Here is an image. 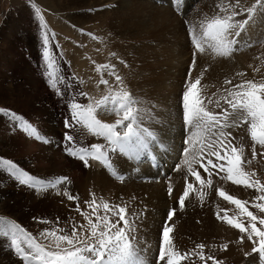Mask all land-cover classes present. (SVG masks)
Masks as SVG:
<instances>
[{
	"label": "snow or ice",
	"instance_id": "1",
	"mask_svg": "<svg viewBox=\"0 0 264 264\" xmlns=\"http://www.w3.org/2000/svg\"><path fill=\"white\" fill-rule=\"evenodd\" d=\"M33 7L35 8V5ZM215 7L218 9L216 14L206 17L199 23V36L196 35L195 25L189 27V34L196 51L193 52L188 79L182 94L183 121L186 129L182 156L183 166L194 181L188 182L185 178V186L178 198V206L179 210L183 211L186 200L193 192L203 206L207 196L204 189L211 188L214 174L235 185L255 190L258 194L250 202L230 195L220 188L217 195L234 205L238 209V215H228L227 210L221 215V210L217 206L216 218L239 230L241 233L239 243L244 242L246 234L253 247L251 253L245 255L258 254V264H264V215H258L250 210L254 208L264 214V181L259 178L255 170L247 171L245 168V165H250L257 158L256 146L259 145L264 149V79L260 81L248 79L236 84H233L231 79H226L224 84L231 87L223 88L219 96L216 92L211 96L201 94L203 72L194 81L192 80L197 53L210 50L217 56L228 57L239 50L237 45L251 46L242 42L240 38L250 27L255 26L258 18L264 19V0H255L250 5L246 0H219ZM35 13L41 21L42 58L48 69L46 75L49 84L57 90L58 95L63 96L65 93L59 90L58 80L52 71L55 65L50 51V36L55 34L48 31L40 9L35 8ZM96 71L101 74L99 84L108 86V93L99 99H94L84 91L78 90L75 94L69 92L70 119L66 117L64 121L65 128L68 129L63 138L64 150L68 155L82 161L85 167L90 166V160L102 163L106 168L112 169L110 175L123 182L125 176L114 168L110 153L118 151L131 158H139L149 150L150 145L158 141V137L145 126V120L152 119L150 110L142 108V98L135 96L125 87L124 78L118 73L117 66L110 62L98 64ZM255 71L258 72L259 69ZM105 72L114 78L115 84H110L109 79L104 78ZM236 75L243 76L245 73ZM74 79L77 83H83L79 78L74 77ZM71 87L72 85H69V89ZM79 97H84L89 102L81 103ZM0 113L10 117L15 128L45 143L50 142L42 137L22 115L2 107ZM98 113L115 114L118 118L114 122H105L98 117ZM241 125H248L249 135L253 141L251 159L245 158L243 145L237 147L233 143L235 137L232 136L231 131H228ZM78 128L81 132L74 135ZM189 129L194 131L189 133L187 131ZM85 132L102 137L107 143L87 146L80 144L78 136ZM160 146L163 147L162 144ZM259 155L264 156V151ZM197 165L199 168L196 167ZM180 168L181 165L178 164L175 170L179 171ZM0 169H5L19 183L36 189L38 193L47 192L49 189L55 190L61 184L65 185L64 195L68 200L77 201L75 211L86 221V223L73 222L67 229L46 228L38 235H33L15 221L0 216V238H5L9 250L21 260L22 264H150L146 249L140 246L136 235L137 221L142 213H129L127 204L110 203L103 198L98 200L95 192H90L91 199L84 202L88 210H82L79 196L72 195L67 190V185L71 183L67 176H60L47 183L41 182L37 187V184L33 183L34 178L9 159L0 157ZM200 169L207 174V179L201 175ZM220 173L225 175L220 176ZM170 180L169 177L167 186L169 196L174 190ZM196 184L199 185L198 189ZM176 214L177 208H171L167 214L156 264H185L193 257L198 258L202 264H208L209 261L212 264H224L214 255L205 253L204 243H199L188 251L182 252L177 249L173 236L175 224L170 223ZM39 222L52 223L45 219ZM56 224H59V217L56 218ZM220 248L227 250L229 244L223 243Z\"/></svg>",
	"mask_w": 264,
	"mask_h": 264
},
{
	"label": "rangeland",
	"instance_id": "2",
	"mask_svg": "<svg viewBox=\"0 0 264 264\" xmlns=\"http://www.w3.org/2000/svg\"><path fill=\"white\" fill-rule=\"evenodd\" d=\"M136 1H137V5H136L137 8L135 5H131L128 0H0V107L7 110H11L18 115H22L32 126H34L38 130V133L42 137L50 141L49 143H45L43 142V140L37 139L35 136L28 135L25 131L15 128L14 122L11 121V118L0 113V157L13 161L21 169H23V171L26 172L29 176L31 177L34 176L33 183L37 184V187H39L41 182H44L42 180L44 178L48 181H52L53 178L56 179L60 176H67L71 181V183L67 185V190L70 194L79 196V203L82 210H88L87 206L84 203L85 201L82 200V194L88 197L90 192H95L98 200H100V198L101 197L103 198L104 196L103 199L109 201L110 203L124 204L123 202H121L124 193L121 192L115 193L112 190L115 196L121 195V201L116 202L114 200L116 199V197H113V195L109 196V194H111L110 189L104 190L102 188H99V186H96V182L93 180L94 175H92L90 172L91 167L89 166L85 168L83 162L81 163L83 165L82 170L84 171V173H81L80 171H76V170H74L73 173H68L70 167H68L66 156L70 157L72 160L75 159L73 160L75 162L78 160L68 155L67 152H65L64 150L65 145L63 142L64 141L63 138L65 132L68 131V129L65 128L64 121L66 117L70 119L68 102L71 99V96L69 95V92L75 94L78 90L84 91L87 92L89 96L93 97L94 99L101 98L102 92L100 91V88L99 89L97 88L98 90H96L94 87H92L91 89L87 87L88 88L87 90V88L83 85V83L82 84L77 83L74 77L79 78V80H81V76L80 73H78L79 70L75 72L78 69V66H76L75 64L72 65L71 63L67 64V60L68 59L71 60L66 56L67 48L68 47L71 48L70 51H72V47H70L71 44H73V42L77 44L79 43V41H81V43H85V46L88 49V54H90L89 56L91 58H94L95 60L98 59L97 61H101L103 59L102 61H104L106 59L105 57L108 56L109 58L106 59L105 63L110 62L115 65H117V63H120L123 66L122 67L123 72L120 74L121 76L125 74L124 72H127L126 70H128L129 68H130L129 71H131L129 72V75L135 76V74L138 75V72L135 71L136 70L135 66L138 67L142 65V62L139 61V59L140 58L143 59L142 57H144L142 56L143 47L145 45H149L151 47L152 53L151 54L147 53L144 55H146L147 58L151 57L150 59L148 58L149 62L151 61L152 63H155V68L153 70L154 73H152V68H149V71L151 72H148L149 75L152 74L150 76L153 79L155 77V80L150 78V80L154 82H151L152 84L150 83V85L147 87H150L151 89L154 87L153 89H156L158 91V88H160L161 85H163L165 82V77H166L165 72L169 67L168 65L173 55V52L176 51L181 53V51L182 52L184 51L185 53H187L186 59L187 60L189 59L188 61H190L189 63V67H190L192 62L193 52H195L196 50L189 34V27L195 25L196 35L199 36L200 35L199 23L202 20H204L206 17H211L216 14L218 9L215 6L219 2V0H212L210 2H207V0H201V2L199 0H185L183 8L175 9L174 5H171V0H144V1L136 0ZM147 2L149 4H147ZM254 2L255 0L251 1V3ZM150 4L152 5V7H154L155 5V7L157 8L150 7ZM33 5H35V8L40 9V12L42 13L44 18V22H46L47 24L48 31L50 33L55 34L54 36H50V41H51L50 51L52 53V58L55 65L52 71L55 73L56 78L58 80L59 90L65 93L63 96L58 95L57 90L50 86L49 78L46 75L48 69L46 68L45 60L42 58L43 43L41 40V33H40L41 21L36 16L35 8L33 7ZM143 5H145L146 7ZM159 7L163 10L166 9L167 12L171 9V12L173 14L168 15L170 21L169 20H166L165 22L161 21L159 14L161 16L162 13L159 12L161 10ZM121 14L123 16L121 20L122 22L119 20ZM97 15L99 17H97ZM102 15H104L106 18ZM173 15L174 16L176 15L179 18V20L178 18L175 19L174 17H172ZM177 22H180L182 24L183 31L177 32L176 29L173 28L175 27V25H177L175 24ZM78 27L83 28L82 29L84 30L83 37L77 36V34L79 35L80 33H82V32L79 33L81 29ZM255 27H252V29L253 31H256L258 33L259 36L257 35V39L252 40L251 42L249 38L250 32L247 31V33H245V36H243L242 34L241 37L248 38L251 46L248 47V49L246 48L244 50L235 52L234 53L235 56H239L240 53H243L244 51L246 52L247 50H249V48L256 49L264 46V19L258 18ZM69 28L72 31V32L70 31V33L69 30L68 32H66V30ZM79 37L81 38V40ZM83 38L86 39L84 40ZM82 39L84 42L82 41ZM122 39H124L125 41L124 40L122 41ZM183 39L185 42L184 43L183 41L180 42ZM104 40L105 42H103ZM110 41L114 45L111 43L113 46L108 47L107 43L110 44ZM94 43H96L97 45H92ZM101 43L103 44L101 45ZM182 45H184L185 47ZM137 47L138 49L140 47L142 48L140 49V51H138V49L136 51ZM174 47H176L175 51H174ZM113 48L117 52H115ZM262 51L263 50H260L259 51L260 53H258L255 50L253 56L254 57L258 56L260 57L259 60H263L261 59V56L263 54ZM112 52L115 53L116 55L114 56L111 55ZM154 52L157 53L156 55L157 57L155 56L156 53ZM207 58L212 60H214L215 58L216 60L222 61L224 63V61H226L228 57H224V58L221 56L218 57L217 55L213 54L210 50H206L204 53H197L196 62L197 60L205 61ZM238 59H241V57ZM121 61H123L124 63H121ZM256 63H258V61ZM143 65L146 66V63L144 62ZM197 66L198 63H196V67ZM131 68H133L134 70H131ZM196 70L197 69H194L192 71L193 81L200 75L198 72L195 73ZM203 70L207 72V70H209V66L208 65L205 66ZM223 71H225V66H223ZM188 72H189V68H187V70L185 71V75L180 77L181 79L179 78V80L181 81V85H180L181 90L179 92H181L182 94L183 91L185 90V82L188 79ZM144 73L145 72H143V74ZM244 73L246 74V71ZM61 77L63 78L61 79ZM261 78L264 79V75H260L258 78H256V81H258L257 79H261ZM65 79H66V83L64 82ZM127 80L124 79L125 87L128 90H130L132 89V87H130L131 86L130 81ZM174 84H175L174 88L177 89L176 87H178V83H174ZM69 85H72L71 89H69ZM143 85L145 88L146 87L145 80L143 81ZM151 85L154 86L152 87ZM201 85L202 88L207 87L208 85V83H206L205 75L201 80ZM97 86L99 87L98 82H97ZM64 90H66V92ZM92 90L99 92L98 94H94L92 93L93 92ZM104 94L105 93H103V95ZM182 94L180 97L181 108H182ZM173 101L174 98L171 100V103H173ZM79 102L88 103L89 101L84 97H79ZM157 102H159V100H157ZM46 103L48 104V107L50 109L56 107L55 115L57 117H55L52 114V112H50V109H48ZM217 111H219V109H217ZM182 116H183V111H182ZM47 124L48 126H46ZM43 126L45 127V129H43ZM243 126L244 125H241L240 127H238V129H242ZM50 127H52V129ZM230 130L231 129H228V131ZM50 131L52 132L56 131L57 134L51 135L52 132L49 134ZM80 132L81 129L78 128L76 129V133L73 134L75 135ZM85 133L84 136L85 138H87V145H92L93 143L96 142V139L100 144L107 143V141L104 138L96 137L94 135L88 133L85 134ZM102 139L104 141H102ZM94 140L95 142H93ZM78 141L79 143H83L84 139H81V137L78 136ZM155 146H154V150L157 149V146L156 148ZM118 154L124 156L123 162H130V158L129 156H126V154L120 152L118 153V151L112 152L113 160H115L113 163L115 169H116L117 161H116V157L114 158V156H117ZM38 156L41 157L38 158ZM165 156H167V154ZM117 167L119 169L121 168L118 165V163H117ZM160 169H162V167H160ZM111 171L112 170H109L107 168L106 172L108 176L110 175ZM32 173L35 175H33ZM127 173H130V171H127ZM1 174L3 175V178L6 176L9 177L10 175L5 169H0V175ZM40 174H42L43 176ZM124 176L126 177V173L124 174ZM109 177L110 178L112 177L113 179L120 181L115 177H113L112 175H110ZM90 179L92 180V183L90 182ZM150 179L151 178L149 179L146 178L145 181L149 180V182H151ZM4 185L5 184H3V182L1 183L0 181V188H3ZM59 186L55 190H57V192L61 193L63 196L58 194L56 195V197H54L55 200L53 198L49 199L48 204H39L38 205L39 207H37V205L34 204L24 205L27 208V210L33 208L30 218L32 222H34L35 225H37L38 227L32 230L33 227L29 228L26 227L27 225L22 224L23 229L26 227L27 231L28 230L30 231L29 233H31V231L32 232L34 231V234L38 235L42 230L46 228L61 227L67 229L70 228L71 223L73 222L84 223L83 220L84 218L78 212L75 211L77 201L68 200L67 196L64 195L65 186L62 187ZM68 186H71L70 189ZM72 186L74 187L73 189ZM31 191H37V190L31 188ZM107 191L108 193L110 192L108 195L105 194L107 193ZM248 191H253L255 195L249 194V196L245 197V199L243 200H248L251 202L258 193H256V191L252 189H248ZM42 193L48 195L53 192L50 193V189H49L47 192L43 191ZM44 194H35V195L38 196ZM249 197L251 198L248 199ZM90 199L91 196H89L86 201ZM221 199L223 198L221 197ZM16 207L19 208L20 206L17 205ZM204 208H196V209H204ZM135 209L134 211L136 213L139 212L142 213V215L140 216L141 219L142 218L145 219L147 216L149 217V215L152 213V211H150V208L147 205L142 206L141 202L139 208H135ZM196 209L195 206L189 207L188 216L191 221L192 220L197 221V226L194 223V226H196L197 229L196 234L199 241V242L197 241V244L204 243L206 245L207 244L206 239L204 238L199 239V236L202 237V231H203L199 228L200 227L199 225L201 222L204 221L205 218L203 219V217L205 214L197 213ZM130 211L131 209H129V213ZM227 212H229V214H232V210L230 208H227ZM256 213L258 215H263L262 213L259 212ZM57 217H59V224H56ZM5 218L10 219L8 216ZM41 219L51 221L52 223L51 224L40 223L39 221ZM165 221L163 222V226L165 224ZM154 224H155L154 227L157 226L159 228L160 224L158 225L157 221L154 222ZM194 226L193 229L189 232L190 234L193 231H195ZM162 228L160 229V232L159 229H157V231L159 232V238L157 239L156 244L154 243V245L152 246V247L156 246L154 247L156 248V253L154 255L152 254V252L151 254H149V251H147L149 247H146L147 258L153 261L152 264H156L157 254L161 242ZM198 230L201 231V234L200 231ZM180 232L181 231H179L178 228L176 227L173 233L174 234L173 236L176 239L174 242L176 245L179 244V246L181 243H184V240L179 237ZM153 234L154 233L152 232L150 236L152 235L154 237L156 233L154 235ZM142 235H145V233H142ZM152 236L151 238L148 236L149 238L145 239L150 245H152L153 243V240H151ZM137 239L139 241L138 236ZM5 246L7 249H9L7 243ZM141 247L144 248V244ZM254 255L255 258H258L257 254L247 255L240 258V260L238 259L239 261L237 260L236 264H251V261L248 260V257L249 256L254 257ZM198 260H199L198 258L193 257L191 260L188 261V264H200ZM255 264H257V262Z\"/></svg>",
	"mask_w": 264,
	"mask_h": 264
},
{
	"label": "bare ground",
	"instance_id": "3",
	"mask_svg": "<svg viewBox=\"0 0 264 264\" xmlns=\"http://www.w3.org/2000/svg\"><path fill=\"white\" fill-rule=\"evenodd\" d=\"M128 1L131 5H135V6L137 5L136 0H128ZM199 1L201 2V0H199ZM210 1H212V0H207V2H210ZM251 1H253V0H246V2L248 4H251ZM192 2H194V1H192ZM108 3H111V2H108ZM147 4H149V3L147 2ZM147 4H146V6H147ZM151 4H150V7H152ZM143 6H145V5H143ZM154 7H155V5H154ZM154 7H152V8H154ZM136 8H137V6H136ZM155 8H157V7H155ZM159 12L162 13L161 16L159 14V17H160L162 22L163 21L165 22L166 20L170 21V18L168 17V15L173 14L171 12V9L168 12L166 11V9L165 10L161 9ZM102 16H104V15H102ZM97 17H99V16L97 15ZM122 17L123 16L121 14L120 19H119L120 21L122 20ZM172 17H174L175 19L178 18L176 15L175 16L173 15ZM147 19H149V18H147ZM175 19H173V20H175ZM104 20H106V19H104ZM178 20H179V18H178ZM175 24H177V25H175ZM175 24H174L175 27H173V26L172 27L174 29H176L177 32L183 31V26L180 22H177ZM78 28L81 29L80 31L78 30L79 33L80 32H82V33H80L79 35L77 34V36L83 37V35H84L83 34L84 30H82L83 28H81V27H78ZM68 30L70 33L71 29L70 28L67 29L66 32H68ZM248 32H250L249 38H250L251 42H252V40L257 39L258 33L256 31H253L252 27H250L248 29ZM243 36H245V33H243ZM183 37H184V35H183ZM183 37H181V38H183ZM241 38L243 39V37H241ZM83 39H82V41H83ZM180 39H178V40H180ZM80 40H81V38H80ZM123 40L124 39H122V41ZM182 41H183V43L185 42L184 39L181 40L180 42H182ZM103 42H105V40ZM119 42H120V40H119ZM111 43H112L111 41H110V44L107 43V46L111 47L114 45L113 43H112L113 45ZM102 44L103 43H101V45ZM92 45H97V44L94 43ZM117 45H119V44H117ZM182 46H184V45H182ZM70 47H72V51H70L71 48H69V47L67 48V51H66V56L71 59V60H69V59L67 60V64L71 63L72 65L75 64L76 66H78V69L76 71L75 70L74 71L77 72L79 70L78 73H80L81 81H83V85L86 88L89 87L90 89L92 87H94L96 90H98L100 88V91L102 92V96H103V93L107 94L108 93V86L99 84V80L101 79V74L96 71V66L98 64L105 63L106 59H108L109 57L108 56L105 57L106 59L104 61H102L103 59L101 61H97L98 59L95 60L94 58H91L89 56L90 54H88V49L86 48L85 43H81V41H79V43H77V44L75 42H73V44H71ZM176 47H174V51L176 50ZM141 48L142 47H140L138 49V47H137L136 51H137V49H138V51H140ZM153 49H154V47H153ZM255 50L258 53H260L259 52L260 50H263L262 56L260 55L261 59H263V60H259L260 57H258V56H255V57L253 56ZM114 51H115V49H114ZM115 52H117V51H115ZM142 52H143L142 56H144V57H142L143 59H141V58L139 59V61L142 62V65L138 66V67L135 66V69H136L135 71L138 72V75H136V74H135V76L129 75V72H131V71H129L130 70V68H129L128 70H126L127 72H124L126 74V76H125V74H123L125 78L123 77V75H122V77L125 80L128 79L130 81V85H131L130 87H132V89H130V91L135 96L142 98L141 107L144 109L150 110L152 119H150V120L146 119L145 120V126L150 128L155 133V135L158 137L157 142L160 143V145L161 144L163 145V147H161V146L158 147L157 142L156 143L154 142L152 145H150V147L153 148L155 145L157 146V151H158V154L161 156L163 166L167 168V172L172 173V176L170 177L171 178L170 182H171L173 189H174L173 193L171 196H169L167 193V186L169 183V178L159 176L160 168H158V170H154L150 165H148L149 163H147L146 159H144L143 154L139 158H131L129 156L130 162H123L124 156L121 154L114 156V158L116 157V161H117L118 165L121 167L119 169L117 167V163H116V169L118 170V172L123 173V174L126 173V177H125V180L123 182L117 181V180L113 179L112 177L110 178L109 177L110 175L108 176V174L106 172L107 168L104 167V165L100 166L99 163L94 164L90 160L89 161L90 167H91L90 172L92 175H94L93 180L96 182V186H99V188H102L104 190L110 189L111 194H109L110 192L108 193V191L105 194H107V195L109 194V196L113 195V197H116V199H114L116 202L121 201V195L115 196L113 194L112 190L115 193H117V192L124 193L123 194L124 196L122 197L121 202H123L124 204L126 202L129 209H131L130 213L135 212L134 211L135 208H139L140 202H141L142 206L147 205L150 208V211H152V213L149 215V217L147 216L148 218L146 217L145 219L140 218L137 221V232H136V235L139 238V242L141 240L140 246H142L144 244L145 249H146V247H149L147 249V251H149V254H151V252L153 255L156 253V248H154L156 246H154V247H152V246L154 245V243L156 244L157 239L159 238L160 229L163 226V222L167 218L168 210L170 207L177 208V214L173 218V221L170 223H174L175 228L177 227L178 230L181 231L179 234V237L184 240V243H181L180 246H179V244L176 246L177 249L182 251V252L194 249L195 246L197 245V241H198V237L196 234L197 221H193V220L191 221L190 220V218L188 216L189 215L188 208L192 207V206L193 207L195 206V209L205 207L204 209H196L197 213L205 214L203 217V219L205 218L204 221L201 222L199 225L200 226L199 228L201 230H203L202 231V237L198 235L199 239L204 238L207 241L205 253L208 255H214L218 260H222L224 262V264H231V263L236 264L238 259L240 260V258L246 256L245 253L251 252L253 244L251 241H249L247 239L246 234H245L244 242L239 243L238 241H239V237L241 235L239 230L230 227L226 223L221 222L216 218V212L218 210L217 206H219V210H221V215L224 214V210H227V208H230L232 210V214H229V212H228V215H238V209L234 205H232L230 202H227V201L221 199V197H219L217 195V192L220 188H223L230 195H234L237 198L242 199V200L245 199V197H248L249 194L255 195V193L253 191H248V189L243 187V186L235 185L231 181H227L226 179H216L215 178L213 180V185L211 186V188L207 187L204 189V191L207 193V196L204 200L203 206H201V202H200L199 198L197 197L196 193L193 192L190 195L189 199L186 200V202H185V209L183 211L179 210V206L177 204L176 199L182 193L183 177L188 175L186 167L183 166V156H182V150L185 147L184 140H185V135H186V129H185L184 121H183V116H182L183 110L181 108V102H180L181 101L180 97H181L182 93L179 92L181 90L180 89L181 81L179 80V78L185 75V71L187 70V68H189L190 61H188L189 59L188 60L186 59L187 53H185L184 51L183 52L181 51V53L176 52V51L173 52V55L171 57L169 65H168L169 67H168V69L166 68L167 71L165 72L166 73L165 74L166 75L165 82L163 81L164 84L161 85L162 88L161 87L158 88V91H157L156 89H153L154 85L153 86L151 85L153 87L152 89L150 87H147L150 85L151 82H154V81L150 80V78L151 79H153V78L150 76L152 74L149 75L148 72H151V71H149V68H152V73H154L153 70L155 68V63H152L151 61L149 62L148 58L150 59L151 57L147 58L146 55H144L147 53L148 54L152 53L151 47L149 45H145L143 47ZM85 53H86V55H85ZM89 53H91V52H89ZM128 53H130V52H128ZM132 53H134V52H132ZM154 53H156V52H154ZM156 55H157V53L155 54V56ZM233 55H234V53H233ZM233 55L228 56L227 60L224 61V63L222 61L216 60L215 58H214V60L208 59V58L205 61L204 60H202V61L197 60L196 63H198V66L195 69H197L198 71L196 70L195 73L198 72L200 74L201 72H203L205 75V78H206V83H208L207 87L202 88V92H201L202 95L211 96V94L213 92H216L217 96H219L220 94H222L223 88L231 87L230 85L224 84V81L226 79H231L233 81V84H236V83H240L243 80H248V79L256 80V78H258L260 75H264V73H263L264 72V46H262L261 48L260 47L256 48V49L255 48H253V49L249 48V50H247L246 52L244 51L243 53H240L239 56H235V55L233 56ZM240 57H241V59H238ZM135 59H137V58H135ZM200 59H202V58H200ZM94 60H95V63H93ZM154 60H152V61H154ZM257 61H258V63H256ZM144 62L146 63V66L143 65ZM135 64H137V63H135ZM207 65L209 66V70H207V72H205L204 71L205 69L203 70V68ZM116 66H117L118 73L121 74L123 72V68H122L123 66L120 63H117ZM223 66H225V71H223ZM257 68L259 69L258 72L255 71V69H257ZM131 70H134V69L131 68ZM245 71H246V74L243 76H237L236 75L237 73H241V72L244 73ZM143 72H145V73L143 74ZM163 73H164V71H163ZM104 78L109 79L110 84H115L114 78L108 76L107 72L104 73ZM159 79H161V78H159ZM261 79H257V80L260 81ZM144 80L146 81V87L145 88L143 85ZM153 80H155V77ZM182 81H183V78H182ZM64 82L66 83V79L64 80ZM97 82L99 84V87L97 86ZM174 83H178V87H176L177 89L174 88V85H175ZM124 85H125V81H124ZM64 86H65V84H64ZM138 89H141V90H138ZM87 90H88V88H87ZM64 91L66 92V90H64ZM92 91H93L92 93H94V94H98V92H99V91H94V90H92ZM158 93H160V94H158ZM66 98H68V97H66ZM173 98H174V101H173V103H171V100ZM157 100H159V102H157ZM44 104H45V102H44ZM47 107H48V104H47ZM48 109H50V108L48 107ZM50 112H52V114L55 117H57L55 115L56 114V107L50 109ZM98 117L100 119L104 120L105 122H114L118 118L115 114H108V113H98ZM48 124L46 126H48ZM44 126H43V129H45ZM50 128L52 129V127H50ZM58 129H60V128H58ZM187 131L190 133L191 131H194V130L189 129ZM230 131L232 132L233 137H235V142H236L235 145L237 147L243 145V147L245 149V153H244L245 158L251 159V148H252L253 141L251 140V137L249 135L248 125H244L242 129L235 128V129H231ZM51 132L52 131H50L49 134ZM56 134H57L56 131L55 132L53 131L51 133V135H56ZM83 136H84V134L79 135V137H81V139H84L83 143H80V144H83L86 146L87 145V138H85V136L84 137ZM102 141H104V140L102 139ZM93 142H95V140ZM97 143H98V141L96 139V142L93 144H97ZM156 146H155V148H156ZM256 149H257V153H258L257 158L255 160H253L250 165H245V168L247 171L255 170L257 172L259 178L262 181H264V156L259 155V153L261 151H264V149H262L259 145L256 146ZM166 154H167V156H165ZM110 156H111L110 157L111 160L114 163L115 160H113L112 153H110ZM126 156H128V155H126ZM39 157H41V156H38V158ZM66 159H67L68 167H70V169L68 170L69 171L68 173H73L74 170L80 171L81 173H84V171L82 170L83 169V165L81 163L82 161H80L78 159L75 162V161H73L75 159L72 160L68 156H66ZM67 163H66V165H67ZM173 164L174 165L180 164L181 165L180 170L176 171L173 167H171ZM127 171H130V173H127ZM33 175H35V174H33ZM40 175H42V174H40ZM146 176L151 178L150 179L151 182H149V180L145 181ZM32 177L34 178V176H32ZM158 177H159V179H158ZM42 180L44 181V183L48 182V180H46L45 178ZM53 180H55V178H53L52 181ZM0 181H1V183L3 182V184H5L3 188H0V216H3V217L8 216L10 218V220L15 221L22 228H23L22 224L23 225L25 224V225H27L26 227H29V228L33 227L32 230L36 229V227H38V226L35 225V223L32 222V220L30 218V215L32 214L33 208H30L27 210V208L24 205L25 204H34V205H37V207H39L38 206L39 204H48L49 199H52V198L54 199V197H56V195H58L57 190L54 191V190L50 189V193L53 192L54 194L51 193L48 195H45L44 193H42L43 191L39 192V193L37 191H31L30 187H28L27 185H23V184L19 183L15 178L11 177L10 175H9V177L6 176L3 178V175L1 174L0 175ZM7 181H8V183H7ZM90 182L92 183L91 179H90ZM8 185H10V186H8ZM62 186H65V185L61 184L59 187H62ZM68 187L70 189L71 186H68ZM73 188L74 187L72 186V189ZM198 188L199 187H197V189ZM102 193H103V191H102ZM35 194H44V195L36 196ZM59 194L61 196H63L61 193H59ZM89 196H90V193H89ZM88 197H86L82 194V200L83 201H86L88 199ZM103 198H104V196H103ZM250 198L251 197H249L248 199H250ZM17 205H19L20 207L17 208L16 207ZM250 210H252L254 212H259V210L254 209V208H250ZM34 212H35V210H34ZM195 220H197V219H195ZM156 221H157L158 225L160 224L159 228L157 226L154 227L155 226L154 222H156ZM84 223H86L85 220H84ZM194 223L196 224V226H194ZM36 224H38V223H36ZM193 226H194L195 231H193L190 234L189 232L193 229ZM26 227L24 228L25 230H27ZM148 229H150V230H148ZM157 229H159V232L157 231ZM198 231H200V230H198ZM27 232H30V231L28 230ZM152 232L154 234L155 233L156 234L154 237L151 235L152 236L151 240H153V243H152V245H150L145 239H147L149 237L151 238L150 234ZM157 232H158V235H157ZM31 233L33 235H36V234H34V231L33 232L31 231ZM142 233H145V235H142ZM200 234H201V231H200ZM175 240L176 239L174 237V241ZM223 243L229 244V248L227 250H223L220 248V245ZM5 245H6L5 239L0 238V264H22L21 260L17 256H15L12 252L8 251L9 249H7ZM257 256H258V254H257ZM249 258H251V259H249ZM256 259L258 260V258H255V255H254V257L253 256L248 257V260L251 261V264H255L256 262L258 264V261ZM149 261H150V264H152L153 261H151L150 259H149ZM198 262L200 264H202V262L200 260H198ZM208 264H212V262L209 261Z\"/></svg>",
	"mask_w": 264,
	"mask_h": 264
}]
</instances>
